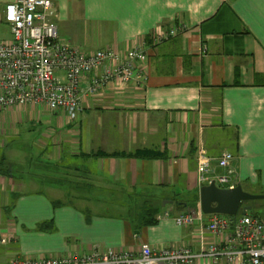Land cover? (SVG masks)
I'll return each instance as SVG.
<instances>
[{"label": "crops", "instance_id": "obj_1", "mask_svg": "<svg viewBox=\"0 0 264 264\" xmlns=\"http://www.w3.org/2000/svg\"><path fill=\"white\" fill-rule=\"evenodd\" d=\"M52 1L60 37L84 54L144 48L146 80L84 93L75 121L46 106L0 109L13 124L0 135L22 138L24 124L39 130L36 141L18 144L29 151L0 144V240L12 236L0 242V264L94 250L139 254L143 245L200 254L217 240L206 229L211 215L203 228L174 218L200 203L208 185L198 180L202 154L213 160L207 178L225 173L217 160L229 152L231 182L264 195V0ZM181 26L155 43L157 31ZM93 76L82 78L83 90ZM66 188L72 201L58 208L40 192ZM144 208L158 209L155 223L146 225ZM48 221L57 232L36 231Z\"/></svg>", "mask_w": 264, "mask_h": 264}, {"label": "built area", "instance_id": "obj_2", "mask_svg": "<svg viewBox=\"0 0 264 264\" xmlns=\"http://www.w3.org/2000/svg\"><path fill=\"white\" fill-rule=\"evenodd\" d=\"M56 8L52 0H14L0 4L1 25L10 32L9 40L0 39V109L46 106L51 112H65L70 121L81 115L85 94L95 95L108 85L142 84L148 55L137 47L120 54L113 49L84 54L70 40L60 37L55 23ZM157 31L155 43H161L183 31ZM94 73L82 89L83 77ZM85 82V81H84ZM234 157L223 152L217 166L225 173L215 178L216 184L234 188L231 179L237 172ZM212 159H198L199 184H209L206 174ZM205 214L198 203L189 211L174 218L179 227L204 226ZM160 218H169L165 213ZM203 228V227H202ZM216 242L196 254L188 247H166L154 250L143 245L139 254L114 250H94L90 254L64 258L39 257L12 259L10 264H194L197 259H210L214 264H264V222L255 215L238 218L211 215L206 227ZM12 236L4 235L0 242L7 244Z\"/></svg>", "mask_w": 264, "mask_h": 264}, {"label": "water", "instance_id": "obj_3", "mask_svg": "<svg viewBox=\"0 0 264 264\" xmlns=\"http://www.w3.org/2000/svg\"><path fill=\"white\" fill-rule=\"evenodd\" d=\"M264 195L246 192L241 185L234 188H221L212 180L200 189V205L205 215H221L236 217L246 215L252 211V206L242 203L263 200Z\"/></svg>", "mask_w": 264, "mask_h": 264}, {"label": "rangeland", "instance_id": "obj_4", "mask_svg": "<svg viewBox=\"0 0 264 264\" xmlns=\"http://www.w3.org/2000/svg\"><path fill=\"white\" fill-rule=\"evenodd\" d=\"M1 29H2V36H0V39L2 40H9L11 38L10 32L7 31L8 28L6 25H1ZM3 113L0 112V133L3 132V130L5 129L4 124H8L10 123L11 127H13L12 121L9 119V116L7 115L4 118ZM27 128H30L28 125L24 124L22 126V128H20L22 135V138L17 137V139H12L11 137H8L7 134H1L0 135V144L5 143V142H10V146L5 148V152H7L8 150H11L12 153H17V152H21V151H29L28 147H24L22 145H18L20 142L27 140V141H36L38 139V135H39V130L35 131V130H30L28 131ZM25 129V130H24ZM12 130V132H16V128H9L8 132L10 133ZM15 142H17L16 144H13ZM31 153L34 154L35 150L32 147L31 148ZM61 180V179H60ZM66 192L63 193H54L49 192V190H41L40 192H42V195L47 196L49 199L51 198L52 200L56 201V202H62L64 203V201H66V203L71 202L72 198H71V192H69V188H66ZM252 206V211L250 213L259 216L260 218L263 219L264 221V200H258L255 201L253 203H251ZM122 211V210H120ZM48 222H43L41 224L38 225V227L36 226V231L37 232H43V233H50V234H54L55 232L58 231L55 223L54 224H50Z\"/></svg>", "mask_w": 264, "mask_h": 264}, {"label": "trees", "instance_id": "obj_5", "mask_svg": "<svg viewBox=\"0 0 264 264\" xmlns=\"http://www.w3.org/2000/svg\"><path fill=\"white\" fill-rule=\"evenodd\" d=\"M246 191V190H245ZM247 192V191H246ZM54 208H58L61 206L63 203L62 202H56L54 201ZM253 202H246L241 204V208L246 205H251ZM142 215L148 219V222H146V225H150L156 222V217L158 216V209H153V208H144ZM50 224H54L53 221L49 222Z\"/></svg>", "mask_w": 264, "mask_h": 264}]
</instances>
